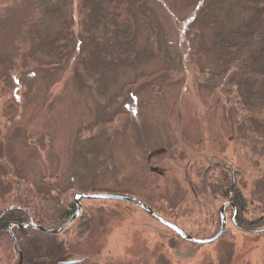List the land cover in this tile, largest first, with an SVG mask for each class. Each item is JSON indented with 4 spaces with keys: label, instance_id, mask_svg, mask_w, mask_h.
<instances>
[{
    "label": "rangeland",
    "instance_id": "374dc122",
    "mask_svg": "<svg viewBox=\"0 0 264 264\" xmlns=\"http://www.w3.org/2000/svg\"><path fill=\"white\" fill-rule=\"evenodd\" d=\"M185 2L164 0L161 6L150 2L148 8L158 21L147 23L157 31L156 36L150 38V28L138 24L137 61L107 70L102 101L106 105L124 85L132 84L137 89L126 101V108L118 109L107 137L100 133L93 138L96 129L84 130L97 119L98 101L76 83L75 53L46 79L24 70L23 82L30 90L25 89V97L19 84L0 85V146L7 142L16 167L25 177L32 175L27 178L39 189L48 187L60 206L74 202V196L83 193L69 189L82 181L77 177L83 165L78 151L82 146L91 150L96 143L107 154L100 168L107 166L108 170L93 181L94 190L139 197L156 208L158 216L194 239L214 236L220 226V209L231 200L211 195L209 178L219 173L229 176V187L239 191L248 204L244 219L264 218V193H256V182L264 181V154L239 138L223 104L217 101V93L195 81L194 67L202 68L204 64L208 71L216 67L211 55L205 57V62L190 65V51L185 49L174 21L188 13ZM248 15L236 9L232 24L237 25ZM157 51L169 59L175 57L180 67L146 86L136 77L167 69ZM44 60L57 63L51 58ZM153 87L158 88L157 92ZM132 107L136 110L131 111ZM121 118L124 121L117 122ZM174 146L177 152L170 150ZM3 168L0 164V180L5 176ZM2 193L5 189L0 190ZM14 198L15 194L3 210L19 207ZM81 206L79 218L61 234L28 229L32 237L20 241L22 264H264V233L237 230L231 223L230 206L225 209L227 227L223 236L207 245L181 240L134 205L84 199ZM174 207L177 212L165 211ZM81 216L86 218L83 225L78 223ZM255 226L264 228L261 223ZM11 246L0 250V264L18 263V252ZM54 252L61 262L48 260ZM9 255L10 263L6 261ZM81 259L83 263L76 262Z\"/></svg>",
    "mask_w": 264,
    "mask_h": 264
},
{
    "label": "trees",
    "instance_id": "16d2710c",
    "mask_svg": "<svg viewBox=\"0 0 264 264\" xmlns=\"http://www.w3.org/2000/svg\"><path fill=\"white\" fill-rule=\"evenodd\" d=\"M163 1L0 0V85L12 87L19 84L25 97V89L30 90L23 82L24 70L29 69L46 79L75 53L78 57L73 67L76 83L81 88H87L98 101L97 119L84 130L92 132L96 129L93 138L100 133L107 137L109 129H113L111 122L118 109L126 108V101L137 89L134 90L132 84L124 85L106 105L102 102L106 91L105 74L120 63L133 65L137 61L135 41L138 24L145 23L143 26L150 28V38L155 37L157 31L151 29L147 22L154 24L158 20L148 4L151 2L161 6L164 5ZM185 3L184 7L188 10L185 18L174 21L185 49L190 51V65L193 67L196 61L205 62V57L211 55V63L216 67L215 71L206 70L204 64L202 68L194 67L197 72L195 81L217 93V101L223 104L227 119L239 138L264 154V0H186ZM236 9L249 14L237 25L232 24ZM154 50L155 47L151 52ZM160 54L167 69L137 76L136 80L144 81L147 86L155 79H163L166 72L180 67L175 57L169 59L165 53ZM44 58L55 59L57 63ZM186 66L188 68V64ZM151 89L157 92L158 88ZM135 110L131 108V111ZM177 114V122L180 123V112ZM123 121L122 118L117 120ZM177 141L180 143L179 136ZM170 150L178 151L177 146ZM78 159L83 165L78 169L77 177L82 181L69 189L77 188L82 194L101 193L94 190L93 181L108 170L107 166L100 168L107 159L105 149L96 143L91 150L82 146ZM0 164L4 166L2 173H5L0 180V190L5 189V193L0 194V250L12 244L9 236L11 225L26 224L33 217L32 221L37 225L55 229L73 215L76 210L74 202L60 206L48 187L39 189L27 178L32 175L25 177L21 168L16 167L7 142L0 146ZM256 183V193H264V181L258 180ZM229 185V176L219 173L209 178L208 188L213 197H230L229 201L236 209L235 222L238 226L255 229L259 227L256 224L264 225L263 217L251 221L244 219L248 204L242 194L237 190L232 191ZM13 194V202L19 207L3 210ZM137 199L142 201L139 197ZM143 203L158 214L156 208ZM165 211L177 212L178 209L167 208ZM85 222L84 216L78 220L80 225ZM82 229L87 231V228ZM29 231L12 229L19 247L22 239L27 241L32 237ZM6 261L10 263L12 257L7 256Z\"/></svg>",
    "mask_w": 264,
    "mask_h": 264
},
{
    "label": "water",
    "instance_id": "95a60500",
    "mask_svg": "<svg viewBox=\"0 0 264 264\" xmlns=\"http://www.w3.org/2000/svg\"><path fill=\"white\" fill-rule=\"evenodd\" d=\"M232 186H235V179L232 174ZM84 199H92V200H109V201H116V202H121L129 205H134L138 208H140L142 211H144L150 218H152L154 221L158 222L159 224L163 225L170 231H172L174 234H176L178 237H180L181 240L190 243V244H197V245H207L210 243H213L220 239L227 227V218L225 215V209L226 207L230 206L233 209V215L231 218V223L233 226L244 233L248 234H261L264 233V228L261 229H246L238 226L235 222V216H236V209L232 202L227 201L225 202L221 209H220V226L218 231L214 234V236L204 239V240H199V239H194L187 234H185L183 231H181L177 226L173 225L172 223L162 219L160 216H158L152 209H150L146 204H144L142 201L135 197L127 196V195H117V194H105V193H90V194H76L74 196V203L76 205V210L71 215L65 222L60 226L59 228L55 229H49L45 227H40L34 224L33 222H30L26 225H17L20 229H28V228H33L41 233L45 234H51V235H58L62 233L65 229H67L81 214L82 211V206H81V201ZM9 236L11 238V241L18 252V263L17 264H22V252L20 250L19 245L17 244L13 234H12V226L9 229Z\"/></svg>",
    "mask_w": 264,
    "mask_h": 264
},
{
    "label": "flooded vegetation",
    "instance_id": "af4514ba",
    "mask_svg": "<svg viewBox=\"0 0 264 264\" xmlns=\"http://www.w3.org/2000/svg\"><path fill=\"white\" fill-rule=\"evenodd\" d=\"M79 218V217H78ZM30 222H33L32 220H30L28 223H30ZM28 223H26V224H28ZM34 223V222H33ZM26 224H24L23 223V225H26ZM34 224H36V223H34ZM17 225H20V224H14V225H11L12 226V229L13 228H18V229H20ZM37 225V224H36ZM37 226H39V225H37ZM40 227H42V226H40ZM28 229H33V228H28ZM66 230V229H65ZM64 230V231H65ZM37 231V230H36ZM37 232H39V231H37ZM61 234V233H60ZM13 244V243H12ZM14 246V245H13ZM55 255H56V252H54V254L51 256V258L49 259L48 258V260L49 261H53V263H56V262H61V261H58L57 259H56V257H55ZM76 262H80V263H83V260L81 259V260H78V261H76ZM58 264H60V263H58Z\"/></svg>",
    "mask_w": 264,
    "mask_h": 264
}]
</instances>
